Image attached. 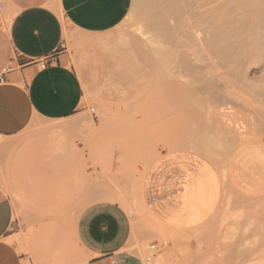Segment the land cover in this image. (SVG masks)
I'll use <instances>...</instances> for the list:
<instances>
[{"label": "rangeland", "instance_id": "rangeland-1", "mask_svg": "<svg viewBox=\"0 0 264 264\" xmlns=\"http://www.w3.org/2000/svg\"><path fill=\"white\" fill-rule=\"evenodd\" d=\"M148 2L150 19L133 1L103 34L67 26L63 49L84 75L83 106L62 119L34 116L20 132L0 134V186L16 220L7 239L27 253L46 246L77 254L80 264L79 214L92 201L112 200L129 213L130 248L148 264H264L263 61L244 60L234 37L239 51H219L224 40L205 21L207 4ZM103 56L108 83L96 88L91 80ZM177 148L204 154L222 179L218 208L189 229L158 223L140 195L148 165Z\"/></svg>", "mask_w": 264, "mask_h": 264}, {"label": "crops", "instance_id": "crops-1", "mask_svg": "<svg viewBox=\"0 0 264 264\" xmlns=\"http://www.w3.org/2000/svg\"><path fill=\"white\" fill-rule=\"evenodd\" d=\"M134 0H0V134L20 132L34 116L62 119L85 100L83 73L63 49L67 26L103 34L129 13ZM49 58L46 66L43 59ZM99 63L96 88L108 83L109 63ZM142 200L157 222L189 229L218 208L223 187L215 164L189 149L166 150L148 165L141 182ZM141 190V187H140ZM15 208L0 186V264H75L77 254L43 248L20 250L14 234ZM131 218L117 201L95 200L79 214L75 239L84 254L80 264H148L131 250Z\"/></svg>", "mask_w": 264, "mask_h": 264}, {"label": "bare ground", "instance_id": "bare-ground-1", "mask_svg": "<svg viewBox=\"0 0 264 264\" xmlns=\"http://www.w3.org/2000/svg\"><path fill=\"white\" fill-rule=\"evenodd\" d=\"M199 1L204 3V5L207 4L206 5L207 7L209 6V8L207 10V14L205 16V21H207V23H211V25L214 24L213 26H216V27H213V28L214 29L217 28V30H219V31L215 30L216 33L213 31L212 34H216L215 38L217 37V39L220 41V38L217 36V34L220 33L219 36H221L222 40H224L223 41L224 43H222V44L218 43L222 46V47L220 46L221 48H219V49H221V50H219V51H222V49H223V51H222L223 53H229L231 51V48H233V49L236 48L238 50V48L240 49L241 48L240 46L243 45L242 46L243 51L240 49L241 55L244 57L243 59L245 60V58L246 59L248 58L247 60L249 61L250 56L253 57V55H254V56H257V58L259 56V58L261 57V61H263L262 66H264V0H199ZM134 2L138 7V10H139V13H140L142 19H143V17L146 18L150 15V13H148V10L150 9L149 6H151V5H149L148 0H134ZM174 3H176V2H174ZM152 12L153 11H151V13ZM150 18L148 17L147 20ZM256 28L257 29L261 28L262 30L260 29V31H257ZM157 34H159V33H157ZM238 36H241V38ZM232 37H234L236 39V42H239L241 44L239 46L237 45L238 48H237V46L235 47V43H233L234 41L230 40V39L233 40ZM209 40H212V42H213V36H212V38L210 36ZM215 43H217V42L215 41ZM239 43H236V44H239ZM250 43H253V44H251L252 47L251 48L248 47V49H247V45H244V44H248V46H249ZM209 44L211 45L212 43H209ZM237 50H236V52H237ZM234 54L240 55V53H233V55ZM237 55H234L236 57H233V58H237L239 56V55L238 56ZM263 78H262V80H263ZM228 114L231 115V113H228ZM232 125H234V124H232ZM224 126H225V123H224ZM3 141L0 142V147L5 145L3 143ZM7 142L10 143V141H7ZM140 191H142V186H141ZM141 193L142 192H140V195H141ZM141 198H142V196H141ZM124 202H125V200H124ZM137 205H139V204H137ZM126 206L131 211L132 205L130 204V206H129V203H127ZM145 209L148 212L146 206H145Z\"/></svg>", "mask_w": 264, "mask_h": 264}, {"label": "built area", "instance_id": "built-area-1", "mask_svg": "<svg viewBox=\"0 0 264 264\" xmlns=\"http://www.w3.org/2000/svg\"><path fill=\"white\" fill-rule=\"evenodd\" d=\"M48 62H49V58H45V59L42 60L41 64H42V66H46V65L48 64ZM9 69H10V68L5 67L4 70L0 73V82H4V81H5V73H6ZM91 111H92L95 115H97V114H96V109H95L94 106L91 107ZM151 257H152L151 255H148V256H147V259H151Z\"/></svg>", "mask_w": 264, "mask_h": 264}]
</instances>
